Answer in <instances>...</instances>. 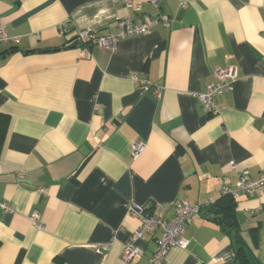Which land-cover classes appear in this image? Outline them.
Returning a JSON list of instances; mask_svg holds the SVG:
<instances>
[{
	"label": "crops",
	"instance_id": "0c3cea01",
	"mask_svg": "<svg viewBox=\"0 0 264 264\" xmlns=\"http://www.w3.org/2000/svg\"><path fill=\"white\" fill-rule=\"evenodd\" d=\"M139 3L136 12L121 0H0V29L19 38L0 45V203L11 210L0 208V264H149L160 231L122 259L140 225L127 207L157 205L168 220L175 200L201 211L181 235L189 246L171 248L165 264L232 261L229 236L205 211L243 172H264V0ZM159 17L167 27L121 39L114 52L67 48L74 31L104 36L119 20ZM227 67L232 90L209 114L195 95ZM233 200L251 258L264 264V187Z\"/></svg>",
	"mask_w": 264,
	"mask_h": 264
},
{
	"label": "built area",
	"instance_id": "2783aa9c",
	"mask_svg": "<svg viewBox=\"0 0 264 264\" xmlns=\"http://www.w3.org/2000/svg\"><path fill=\"white\" fill-rule=\"evenodd\" d=\"M159 0H151L152 4H158ZM121 3L127 8L136 12L141 11L139 0H121ZM161 23L163 26H168V21L165 17H159L146 23L136 24L131 18L119 20L117 30L108 35L99 36L91 31L79 30L74 31L71 43L77 42L80 45L97 46L102 50L114 52L116 50L119 40L144 35L151 31L152 27ZM67 24L59 27L60 35L68 36L69 32L66 29ZM73 32V31H72ZM19 43L18 37H9L0 29V45L11 44L16 45ZM215 81L206 85L204 93L195 95V99L199 102L202 108L209 114H218L220 108L215 103V97L232 90V85L236 79V70L234 67H227L219 69L215 72ZM134 82L139 83L143 87H148L149 83L146 80H138L137 77L133 78ZM157 98L160 97V91H154ZM144 149L141 142H135L131 145V157L135 159ZM264 187V172L260 174L258 179L252 180L249 178L247 172H243L237 179L233 188L224 187L221 194L228 195L233 198L242 195L254 193L256 190ZM211 203L210 205H212ZM174 213L168 220L164 219L160 212L159 206L145 208L140 205L131 203L127 207V212L139 221V228L136 229L129 239L124 243L122 259L129 263L135 256L141 255L139 249L135 247V242L142 239L144 233H155L160 231V236L155 240V248L149 259V264H165V258L171 248L186 249L189 246V240L181 238L184 227L191 224L194 219L200 214L201 207L199 205L191 204L184 200H175L172 203ZM0 208L8 213L10 208L5 203H0ZM32 225L36 229H41L39 215L32 213L29 217ZM106 248V247H103Z\"/></svg>",
	"mask_w": 264,
	"mask_h": 264
},
{
	"label": "trees",
	"instance_id": "16d2710c",
	"mask_svg": "<svg viewBox=\"0 0 264 264\" xmlns=\"http://www.w3.org/2000/svg\"><path fill=\"white\" fill-rule=\"evenodd\" d=\"M0 147L7 127L8 118L0 115ZM234 198L223 195L206 209V218L217 224L229 236L234 257L229 264H257L251 258L249 249L241 237L240 228L235 213Z\"/></svg>",
	"mask_w": 264,
	"mask_h": 264
},
{
	"label": "water",
	"instance_id": "95a60500",
	"mask_svg": "<svg viewBox=\"0 0 264 264\" xmlns=\"http://www.w3.org/2000/svg\"><path fill=\"white\" fill-rule=\"evenodd\" d=\"M77 46V42H73V43H71L67 48L68 49H72V48H74V47H76Z\"/></svg>",
	"mask_w": 264,
	"mask_h": 264
}]
</instances>
